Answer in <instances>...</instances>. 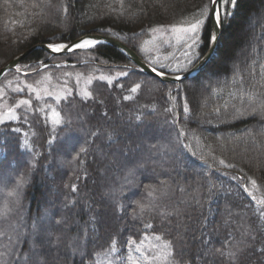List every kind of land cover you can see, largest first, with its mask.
<instances>
[{"label": "trees", "instance_id": "16d2710c", "mask_svg": "<svg viewBox=\"0 0 264 264\" xmlns=\"http://www.w3.org/2000/svg\"><path fill=\"white\" fill-rule=\"evenodd\" d=\"M211 1L0 0V68L103 34L181 73L210 46ZM218 6L214 53L179 82L106 43L4 73L0 264L120 263L145 237L171 264H264V0ZM41 76L69 91L34 96Z\"/></svg>", "mask_w": 264, "mask_h": 264}, {"label": "water", "instance_id": "95a60500", "mask_svg": "<svg viewBox=\"0 0 264 264\" xmlns=\"http://www.w3.org/2000/svg\"><path fill=\"white\" fill-rule=\"evenodd\" d=\"M210 18H211V26H212V38H211V43H210L208 50L203 54V56L193 66H191L189 69L181 73L173 74V73H167V72L158 70L157 68L149 64L134 49H132L126 43H124L123 41L115 37H111V36L103 35V34H91V35H88V37L85 40L79 41V42L77 41L72 42V43L54 42V43L36 44L30 47L29 49L23 51L22 53L16 55L12 59H10L8 62H6L0 68V78L8 70L16 69L17 65L20 63L23 57H25L29 52H31L35 48H44L53 53H57V52H71V51H76V50H82L85 48L92 47L99 43H106L122 51L135 64V66L141 69L142 71L148 74L154 75L163 81L179 82L183 79H186V78H189L195 75L198 71H200L202 67L208 62L212 54L214 53V50L216 48V45L219 39V35L221 33L218 0L211 1Z\"/></svg>", "mask_w": 264, "mask_h": 264}, {"label": "rangeland", "instance_id": "374dc122", "mask_svg": "<svg viewBox=\"0 0 264 264\" xmlns=\"http://www.w3.org/2000/svg\"><path fill=\"white\" fill-rule=\"evenodd\" d=\"M65 63V62H64ZM40 67L45 66L40 63ZM18 70L23 73H31L33 71L27 70L28 64H23L20 66L18 64ZM43 78L39 79L34 85H28L30 90L34 92V96L41 97H52L54 100H58L63 97L69 91L68 84L57 83L50 81L49 77L41 76ZM57 110L52 111L51 117L54 120H58ZM4 180V179H3ZM5 181V180H4ZM23 179L19 182H22ZM6 184V183H5ZM17 186L20 184L16 183ZM15 184V185H16ZM3 183H1V186ZM5 190V189H4ZM1 193V199L6 205V202L10 200V192L4 191ZM2 188L0 187V192ZM169 250L168 247L162 243L156 237H145L143 240L137 243H133L128 250L126 256L121 260L120 263H112L111 261L104 262L103 264H171L169 260Z\"/></svg>", "mask_w": 264, "mask_h": 264}]
</instances>
